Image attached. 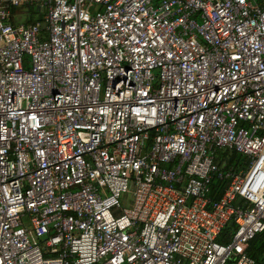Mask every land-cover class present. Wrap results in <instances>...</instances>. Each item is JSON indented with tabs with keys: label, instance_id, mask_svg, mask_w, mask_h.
Segmentation results:
<instances>
[{
	"label": "built area",
	"instance_id": "obj_1",
	"mask_svg": "<svg viewBox=\"0 0 264 264\" xmlns=\"http://www.w3.org/2000/svg\"><path fill=\"white\" fill-rule=\"evenodd\" d=\"M262 231L264 0H0V264H255Z\"/></svg>",
	"mask_w": 264,
	"mask_h": 264
},
{
	"label": "trees",
	"instance_id": "obj_2",
	"mask_svg": "<svg viewBox=\"0 0 264 264\" xmlns=\"http://www.w3.org/2000/svg\"><path fill=\"white\" fill-rule=\"evenodd\" d=\"M28 15L25 19V22L34 23L37 22L40 18L37 15V9L33 6L27 7ZM239 154L233 152L231 156L226 159V166H237L238 165ZM212 194L210 195L213 199L218 198L220 192L224 188V185L219 180H212L211 182ZM233 222H229L222 229L221 233L218 235L217 240L220 243H227L235 229ZM246 254L254 260L255 264H264V231L257 233L252 239H250L244 247Z\"/></svg>",
	"mask_w": 264,
	"mask_h": 264
},
{
	"label": "rangeland",
	"instance_id": "obj_3",
	"mask_svg": "<svg viewBox=\"0 0 264 264\" xmlns=\"http://www.w3.org/2000/svg\"><path fill=\"white\" fill-rule=\"evenodd\" d=\"M20 21L24 22V18H20ZM121 204L123 207H131L133 204V193L132 190L129 189V191L122 195L121 197Z\"/></svg>",
	"mask_w": 264,
	"mask_h": 264
},
{
	"label": "crops",
	"instance_id": "obj_4",
	"mask_svg": "<svg viewBox=\"0 0 264 264\" xmlns=\"http://www.w3.org/2000/svg\"><path fill=\"white\" fill-rule=\"evenodd\" d=\"M24 11H25V13L26 14H24V16L22 15V12H23V9H22V7H20V8H18V9H14V11H13V13H14V16H12V20L14 21V22H21L20 21V18L22 19V18H24V19H26V17H27V15H28V12H27V9H24ZM18 14V15H17ZM38 15V14H37ZM38 17H39V15H38ZM40 18V17H39ZM25 22V21H24ZM26 23V22H25Z\"/></svg>",
	"mask_w": 264,
	"mask_h": 264
}]
</instances>
